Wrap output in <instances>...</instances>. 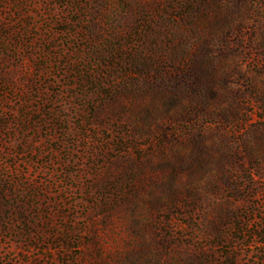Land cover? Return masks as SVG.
I'll return each mask as SVG.
<instances>
[{"label": "rangeland", "instance_id": "1", "mask_svg": "<svg viewBox=\"0 0 264 264\" xmlns=\"http://www.w3.org/2000/svg\"><path fill=\"white\" fill-rule=\"evenodd\" d=\"M0 264H264V0H0Z\"/></svg>", "mask_w": 264, "mask_h": 264}]
</instances>
